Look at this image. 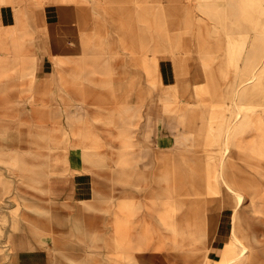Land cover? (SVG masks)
I'll return each instance as SVG.
<instances>
[{"label": "rangeland", "instance_id": "374dc122", "mask_svg": "<svg viewBox=\"0 0 264 264\" xmlns=\"http://www.w3.org/2000/svg\"><path fill=\"white\" fill-rule=\"evenodd\" d=\"M121 1L130 23L145 25L112 28L95 13ZM83 2L88 29L63 51L66 78L55 82L54 97L24 99L33 109L30 143L22 151L0 147V264H19L24 238L46 247L51 264H257L253 257L264 256V0ZM153 54L173 57L182 73L194 57L203 85L193 96L184 88L187 96L150 82L145 61ZM57 152L94 172V198L50 197L45 178ZM222 168L244 194L240 215Z\"/></svg>", "mask_w": 264, "mask_h": 264}, {"label": "crops", "instance_id": "0c3cea01", "mask_svg": "<svg viewBox=\"0 0 264 264\" xmlns=\"http://www.w3.org/2000/svg\"><path fill=\"white\" fill-rule=\"evenodd\" d=\"M84 2L83 0H0V132H3L0 136V147L4 150L22 151V148L30 143L25 134L27 128L31 129L27 123L33 118L30 119V116L26 115H32L33 109L31 103L24 105V99L39 98V96L54 97L55 82L66 78V74L59 70L66 64L63 51L69 42H83V35L88 29L84 26L88 21L82 10ZM90 3L91 6L97 7L100 0H90ZM95 13L110 22L112 28L123 26L126 29L133 25L139 27L145 25L141 24L140 18H134L135 22L130 23L131 8L124 1L112 10L99 9ZM104 34V30H101L97 36L101 39ZM127 36L131 35H126L125 30V35L121 37L124 39ZM185 65L187 69L189 68L188 72L182 73L178 62L170 56L159 57L153 54L145 61L150 82L157 81L162 87L173 84L170 86L175 90L180 89L181 95H187L183 89L188 88L193 96L194 87L199 79L195 58L186 57ZM198 84L202 86L203 82L199 81ZM28 87H33L35 92L28 93L26 91ZM41 112L45 114L50 110ZM228 129L230 132L227 147L225 146L226 154L230 152L232 127ZM33 144L36 145L37 141H33ZM54 155L58 157L51 160L45 178V186L50 197L55 201L94 198L99 189L94 172L77 169L71 158L59 157H64L61 152ZM20 160L25 162L33 159L26 157L23 161V156H20ZM35 170L39 172L40 167H36ZM224 170L222 168L221 172ZM223 172L222 180L227 179L236 189L229 187L223 180L224 188L231 194L236 193L238 197L234 213L235 211L239 213V209L245 203L244 194L238 189L237 181H232L229 173L225 178ZM246 182L248 185L251 183L248 180ZM238 192L242 193V201ZM22 242L24 246L19 251V264H51V254L46 247H40L28 238L22 239ZM253 259L257 264H264L263 254L258 253Z\"/></svg>", "mask_w": 264, "mask_h": 264}, {"label": "bare ground", "instance_id": "6f19581e", "mask_svg": "<svg viewBox=\"0 0 264 264\" xmlns=\"http://www.w3.org/2000/svg\"><path fill=\"white\" fill-rule=\"evenodd\" d=\"M230 132V129H228L226 132H225V144H226V147H227V142L229 141V133ZM226 150V149H225ZM226 152H227V150H226ZM224 180V182L229 186V187H231V188H233L234 190H236L234 187H233V185L227 180V179H223ZM210 185L209 186H212V184H213V179L211 180L210 179ZM220 185H221V183L220 182H218ZM238 195H239V197H240V201H242L243 200V196H242V193H240V192H238ZM125 233L124 234H121V238L124 240V238H126L125 236ZM238 239V236L237 235H235V239Z\"/></svg>", "mask_w": 264, "mask_h": 264}]
</instances>
